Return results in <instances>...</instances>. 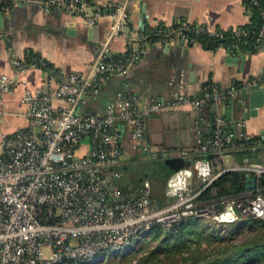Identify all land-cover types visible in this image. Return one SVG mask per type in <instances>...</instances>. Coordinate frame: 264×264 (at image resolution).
<instances>
[{
    "label": "built area",
    "instance_id": "built-area-1",
    "mask_svg": "<svg viewBox=\"0 0 264 264\" xmlns=\"http://www.w3.org/2000/svg\"><path fill=\"white\" fill-rule=\"evenodd\" d=\"M31 1L11 0L0 6V12L10 13ZM129 2L105 3L91 15L89 0H43L46 12L63 11L90 26L103 17L109 20L97 60L88 73L81 74L50 67L42 57L26 60L13 56L14 76L0 74V104L17 84L23 86V114L28 121L26 127L7 133L0 113V264H110L156 227L170 230L191 217L232 222L239 215L251 214L264 219V162L239 164L231 154L247 146L253 150L264 147L263 138L237 144L223 114L216 111L211 131L199 132L195 146L165 152L148 142L149 118L166 111L191 107L198 113L199 127L206 122L203 110L207 105L239 101L247 109L245 95L258 88L252 80L227 89L210 81L195 98L188 77L182 75L163 101L124 90L107 104L104 113L78 112L80 106L98 100L105 76L128 79L131 64L151 45L198 44L190 32L219 35L218 30L210 32L192 24L154 26L151 34L158 38L156 42L149 35L130 34ZM120 36L127 38V48L115 59L111 50ZM263 37L264 27L260 39ZM36 69L44 77L40 86L33 87L30 73ZM126 132L138 143L136 150L150 154L149 160L167 159L168 153L193 161L169 177L163 205L153 197L150 179L135 191H123L119 186L124 176L120 167L125 163ZM241 136L251 137L247 132ZM237 170L255 179H246L248 185H254L251 191L240 198L199 199L218 177ZM248 195L252 198L246 203Z\"/></svg>",
    "mask_w": 264,
    "mask_h": 264
},
{
    "label": "crops",
    "instance_id": "crops-1",
    "mask_svg": "<svg viewBox=\"0 0 264 264\" xmlns=\"http://www.w3.org/2000/svg\"><path fill=\"white\" fill-rule=\"evenodd\" d=\"M43 0H32L10 13L0 12V74L14 76L13 56L27 58L31 53L40 54L56 68L68 72L86 74L97 60L100 47L99 41L108 27L106 17L96 25L90 26L74 15H65L63 11L46 12L41 6ZM93 12L105 3H122L125 0H90ZM146 6L149 27L183 26L196 24L213 32L219 29L228 30L244 26L250 21V12L245 0H134L131 8L130 30L133 35L143 34L140 25V2ZM76 22V33L70 34L67 23ZM127 48V38L120 36L115 39L111 56L122 54ZM218 48L205 49L199 44L174 41L169 45L155 43L142 53L141 57L130 66V76L124 80L108 77L104 81V91L97 101L79 107V113H104L108 103L114 100L120 91L144 98L154 96L161 101L168 99L173 85L178 83L182 75L188 77L191 97H200L202 87L208 81L216 82L223 89L246 84L248 81L257 83L258 88L264 87V47L253 55H246L237 49ZM44 73L40 69L30 73V85L40 86ZM25 88L15 87L12 94L0 104L1 122L5 132L14 133L17 129L28 125L24 117L26 105L23 101ZM248 98V97H247ZM216 111L223 114L227 130L247 132L251 136H261L264 131V108L257 115H251L250 109L240 106L239 101H226L217 107L207 105L203 110L206 122L197 125L198 113L191 107H183L166 111L162 115L149 118V145L155 149H181L198 143L200 133L208 134L210 122ZM245 123L241 126L239 123ZM137 142L126 132L124 137V161L120 167L124 172L121 181L127 180L131 166L139 160L148 159L149 153L144 152L137 157ZM169 152V151H165ZM232 160V158L230 159ZM120 181V182H121ZM131 184V182H130ZM197 184V182H196ZM123 185V184H122ZM121 187V184H120ZM136 186H124V191L134 190ZM129 188V189H127Z\"/></svg>",
    "mask_w": 264,
    "mask_h": 264
},
{
    "label": "trees",
    "instance_id": "trees-1",
    "mask_svg": "<svg viewBox=\"0 0 264 264\" xmlns=\"http://www.w3.org/2000/svg\"><path fill=\"white\" fill-rule=\"evenodd\" d=\"M4 4H11V0L0 2V6ZM245 4L251 15L248 24L228 30L219 29V35L208 32H190V34L196 38L199 45L208 50L224 48L237 52L238 49L246 55L259 52L264 47V37L260 39V32L264 27V0H245ZM175 27L180 26L175 25ZM151 31L152 27H149L143 34L149 35V40L156 42L158 38L151 34ZM120 56L121 54L114 55L113 58L119 59ZM35 57L42 56L31 53L25 59L33 60ZM49 66L54 67L50 62ZM108 77L110 76H105V79ZM209 83L210 81L203 85L202 94ZM247 97L246 94L245 98ZM231 131L237 144H249L261 138L251 136L249 140L233 129ZM175 150L177 149H164V151ZM143 153L139 150L137 157L140 158ZM231 154L239 164L264 162V147L253 150L247 146ZM149 162L150 172L133 177L128 174L127 180L119 182V186L120 184L121 187L136 186L131 190L135 191L151 175L170 177L177 172L166 159H154ZM246 179L245 171L227 172L218 177L199 199L212 201L221 198H240L242 194L253 189L247 187ZM246 199L244 198L248 203ZM163 202L160 205H163ZM154 243L156 245L152 247ZM135 258H138L137 264H264V219L256 218L251 214L239 215V218L232 222H219L208 217H191L180 221L170 230L156 227L148 236L137 241L129 253L112 258L110 264H120Z\"/></svg>",
    "mask_w": 264,
    "mask_h": 264
},
{
    "label": "water",
    "instance_id": "water-1",
    "mask_svg": "<svg viewBox=\"0 0 264 264\" xmlns=\"http://www.w3.org/2000/svg\"><path fill=\"white\" fill-rule=\"evenodd\" d=\"M133 2L134 0H130L128 5L129 10H131L133 6ZM145 10H146V6L142 1L140 2V20H141L140 25L142 26L143 30H145V28L148 25V21H147L148 15L145 13ZM89 12L91 13V15H93V11L91 7L89 8ZM63 14L68 15L64 12ZM76 26H77L76 22L67 23V27L69 28L70 34L76 33ZM247 95H248L247 101H248V107L250 109V114L255 116L258 114L260 108H264V87H259L256 89L249 90L247 92ZM223 103H226V101H223ZM261 136L264 139V131L261 132ZM166 156H167L166 161L176 171L181 170L185 167H190L193 164V161L181 157H169L168 153ZM149 179L153 182L152 195L156 199V201L159 204H161L166 197V188L169 177L167 175H151ZM247 181L254 182L255 179L247 175ZM247 187L254 188V185L247 184Z\"/></svg>",
    "mask_w": 264,
    "mask_h": 264
},
{
    "label": "rangeland",
    "instance_id": "rangeland-1",
    "mask_svg": "<svg viewBox=\"0 0 264 264\" xmlns=\"http://www.w3.org/2000/svg\"><path fill=\"white\" fill-rule=\"evenodd\" d=\"M149 161H150L149 159H146V160L142 159V160L137 161V162H140V163L132 165L131 166V170H130L131 176L132 177H133V175L139 176V175H143L145 173L150 172L151 171V165H150ZM246 198L250 200L252 198V196L248 195ZM155 243H154V245L152 247H154L156 245ZM137 259L138 258L132 259V261H130V260L124 261L123 263H120V264H137ZM115 264H119V263H115Z\"/></svg>",
    "mask_w": 264,
    "mask_h": 264
}]
</instances>
